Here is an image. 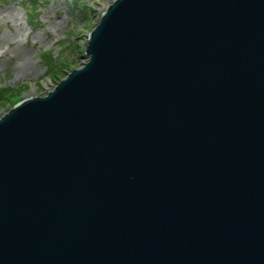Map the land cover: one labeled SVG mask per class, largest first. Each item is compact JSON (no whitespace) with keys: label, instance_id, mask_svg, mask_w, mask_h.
<instances>
[{"label":"water","instance_id":"water-1","mask_svg":"<svg viewBox=\"0 0 264 264\" xmlns=\"http://www.w3.org/2000/svg\"><path fill=\"white\" fill-rule=\"evenodd\" d=\"M84 53L0 116V264H264V0H113Z\"/></svg>","mask_w":264,"mask_h":264},{"label":"rangeland","instance_id":"rangeland-1","mask_svg":"<svg viewBox=\"0 0 264 264\" xmlns=\"http://www.w3.org/2000/svg\"><path fill=\"white\" fill-rule=\"evenodd\" d=\"M112 2L0 0V116L87 61L88 32Z\"/></svg>","mask_w":264,"mask_h":264},{"label":"trees","instance_id":"trees-1","mask_svg":"<svg viewBox=\"0 0 264 264\" xmlns=\"http://www.w3.org/2000/svg\"><path fill=\"white\" fill-rule=\"evenodd\" d=\"M0 99H2V98H0Z\"/></svg>","mask_w":264,"mask_h":264},{"label":"bare ground","instance_id":"bare-ground-1","mask_svg":"<svg viewBox=\"0 0 264 264\" xmlns=\"http://www.w3.org/2000/svg\"><path fill=\"white\" fill-rule=\"evenodd\" d=\"M87 45V44H86Z\"/></svg>","mask_w":264,"mask_h":264}]
</instances>
